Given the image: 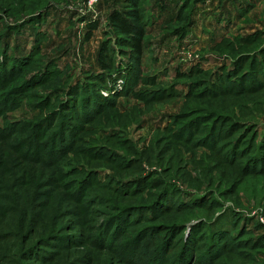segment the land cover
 Returning <instances> with one entry per match:
<instances>
[{
  "label": "rangeland",
  "instance_id": "rangeland-1",
  "mask_svg": "<svg viewBox=\"0 0 264 264\" xmlns=\"http://www.w3.org/2000/svg\"><path fill=\"white\" fill-rule=\"evenodd\" d=\"M126 2L0 0V264H264V88L221 82L260 58L264 0H139L141 73L70 99Z\"/></svg>",
  "mask_w": 264,
  "mask_h": 264
},
{
  "label": "trees",
  "instance_id": "trees-1",
  "mask_svg": "<svg viewBox=\"0 0 264 264\" xmlns=\"http://www.w3.org/2000/svg\"><path fill=\"white\" fill-rule=\"evenodd\" d=\"M126 1L127 2L125 3V5H123L124 7H122V9L118 7L112 9L109 15V21L117 37L116 44H118L119 47L117 46L116 50L119 49L122 54L124 53L128 54L130 58L129 59L130 63L126 65L127 67L126 71L129 75L127 77L123 76L122 73L125 65L124 67H121L120 64L118 65V57L115 48L110 46L111 43L110 40H105L103 41L98 54V61L102 68V73L99 76H97L99 77L100 80H98L97 78H93L91 76L88 79H86V81L82 83H78L76 87L75 86L71 87L70 91L68 92V97H70V99L81 100L82 98H84V94L85 95L94 94V97H96V101L100 100L104 103L105 102L104 100L99 99L100 95L98 89L100 88V83L110 80L115 74L121 75V77L127 79L129 77L136 78L138 74L141 73V59L145 47V38L147 34L148 24L145 20V16L143 12L140 10L139 0H126ZM97 26L98 24L96 23L91 24L90 27L92 28L90 29L89 32H93V29L97 28ZM176 30H177L176 33L181 38V40L186 37L187 31L184 30V28H178ZM90 34L88 35L89 39L91 38ZM262 51L264 52V48ZM263 52L258 54V56L260 55V58H257V56L255 58L250 56L249 59L244 58L245 65H246L245 61L250 62L249 63L250 66L247 74L244 75V69H240V70L238 69L239 71L236 72L237 67L238 66L241 67V65L237 63L236 64L237 66L234 71V75H232V77H229L228 80L222 79L223 81L221 82H224V85L228 87L227 89L229 90V92L231 91L251 92L264 88V53ZM241 62L243 63V59L241 60ZM96 83L98 89L95 87ZM234 86L235 87L239 86V87H237V89H232ZM69 101H68V105L73 103ZM50 118L49 117L40 118L38 119V121L35 122L34 125L36 126L39 125L38 128L41 129V127L43 128L44 125L48 124L47 122L49 121ZM236 121H240V120H236ZM48 148H50V150H54L56 147H48ZM262 149H264V142L261 143L257 148L255 156L251 157L248 160L249 162L246 163L244 168L245 172L256 173V172L264 171V155ZM149 184L152 185L153 187H158L160 186L161 183L159 180L153 179V181L150 182ZM188 204H192V203L189 202ZM168 205L169 203L166 204V206H164L163 208H167ZM169 207H171V205H169ZM132 215H134V213H132ZM123 216L126 218V215H122L121 220L123 219ZM110 223L113 224V221H111ZM172 234H174V232ZM210 235H212V233H210ZM170 236L172 235L170 234ZM215 237L218 238L220 237L221 239H224V241L226 240V238L228 239L227 236L225 237L218 235ZM210 246L213 247L215 246L214 241L212 242V244H210ZM216 247L218 248L219 245H216ZM151 258L152 256L150 255V259Z\"/></svg>",
  "mask_w": 264,
  "mask_h": 264
}]
</instances>
